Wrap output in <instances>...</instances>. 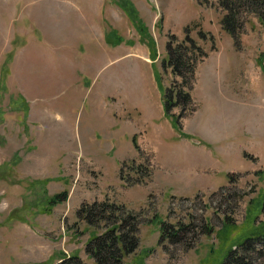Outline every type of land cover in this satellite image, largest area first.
I'll use <instances>...</instances> for the list:
<instances>
[{"label":"rangeland","instance_id":"rangeland-1","mask_svg":"<svg viewBox=\"0 0 264 264\" xmlns=\"http://www.w3.org/2000/svg\"><path fill=\"white\" fill-rule=\"evenodd\" d=\"M224 14L217 0H0V264H94L104 229L77 212L107 199L140 221L123 264H223L224 244L264 227V21L246 17L238 46ZM172 36L207 54L180 129L164 109L183 83ZM163 223L185 230L171 243Z\"/></svg>","mask_w":264,"mask_h":264},{"label":"trees","instance_id":"trees-1","mask_svg":"<svg viewBox=\"0 0 264 264\" xmlns=\"http://www.w3.org/2000/svg\"><path fill=\"white\" fill-rule=\"evenodd\" d=\"M217 5L225 13L222 20L223 30L235 39L238 46L246 17L254 15L264 21V0H217ZM131 19L136 21L133 16ZM136 23L139 24L137 21ZM114 33H110L112 37H115L111 44L116 46L123 42V38L116 37ZM168 51V67L174 76L183 79V83L179 91L174 88V95L169 93L165 96L164 109L166 114L170 115L173 108H180L181 113L177 119L180 129L179 120L196 110L192 96L196 83V71L198 65L207 58V54L189 36L183 43L172 36L168 43ZM19 106L21 107L19 109H23L27 117L29 106L22 97L19 100ZM19 109L15 107L14 111H20ZM68 198L69 193L67 191L53 196L49 200L45 212L50 213L52 208L54 209L57 205L66 202ZM77 218L89 227L104 229L103 233L95 236L87 243L86 253L94 261V264H123L126 256L136 254L138 251L140 246L139 217L132 211H128L125 206L111 202L109 199L101 202L95 201L92 204L84 203L77 212ZM163 224L162 239L171 238V243L175 242L179 233L185 230L184 227L176 229L177 226L174 227L168 223ZM209 231H211L210 228ZM247 231L238 240L233 241L227 250H225L226 244H224L222 252L217 253L223 258V264H252L256 259H262L260 264H264V227L257 226L255 230L250 228ZM233 246L236 247L234 250ZM58 264L88 263L78 254H72L61 258Z\"/></svg>","mask_w":264,"mask_h":264},{"label":"crops","instance_id":"crops-1","mask_svg":"<svg viewBox=\"0 0 264 264\" xmlns=\"http://www.w3.org/2000/svg\"><path fill=\"white\" fill-rule=\"evenodd\" d=\"M29 117H32V109L29 107Z\"/></svg>","mask_w":264,"mask_h":264}]
</instances>
